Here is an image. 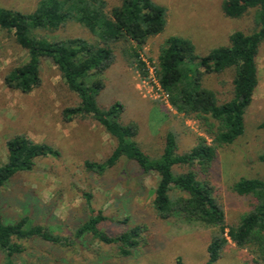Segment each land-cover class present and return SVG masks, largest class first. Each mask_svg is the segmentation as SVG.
Returning <instances> with one entry per match:
<instances>
[{
  "label": "trees",
  "instance_id": "obj_1",
  "mask_svg": "<svg viewBox=\"0 0 264 264\" xmlns=\"http://www.w3.org/2000/svg\"><path fill=\"white\" fill-rule=\"evenodd\" d=\"M118 2L109 9L106 0H40L32 13L0 7V31L13 35L27 53V60L5 76L6 85L24 94L33 92L43 82L42 60H51L69 91L79 98L78 105L63 110V121L91 118L116 142L105 160L84 161L87 173L103 176L121 160L134 164L144 176L157 179L152 200L157 218L213 230L204 264L217 263L231 243L247 250L256 264H264V180L242 179L233 185V192L250 202L249 212L233 225L227 222L224 205L209 178L218 150L232 145L245 131V114L259 84L257 56L264 44V0H224L222 10L227 18L251 16V24L247 32L232 33L229 45L206 56L198 55L189 39L173 36L165 40L155 64L156 78L172 109L198 122L204 136H199L190 151L178 154L176 136L169 132L157 158L146 154L138 143L139 126L122 122L126 105L117 101L100 106L98 99L107 87L104 75L116 63L119 49L139 74L148 76L143 51L151 38L164 31L166 9L153 0ZM69 23L80 24L91 33L92 40L41 34L51 35ZM227 70L234 72L233 97L220 104L216 92L204 86V78ZM6 150L7 160L0 166V190L16 175L32 171L39 159L60 155L49 144L37 143L26 134L7 140ZM176 167H187L188 171L178 174ZM85 197L90 215L70 236L56 234L30 216L6 222L0 212L2 264H15V258L25 252L20 242L32 239L71 247L76 240L93 236L116 245L124 258L149 246L144 224L115 236L104 232L100 225L108 218L92 208L91 194ZM175 264H182L181 257Z\"/></svg>",
  "mask_w": 264,
  "mask_h": 264
},
{
  "label": "rangeland",
  "instance_id": "obj_2",
  "mask_svg": "<svg viewBox=\"0 0 264 264\" xmlns=\"http://www.w3.org/2000/svg\"><path fill=\"white\" fill-rule=\"evenodd\" d=\"M40 0H0V7L32 13ZM108 8L118 0H106ZM165 7L167 24L164 31L149 40L144 58L156 64L166 39L178 36L189 39L196 53L206 56L212 50L229 45L230 35L249 30L251 16L227 18L222 10L224 0H153ZM48 37L92 40L80 24L69 23ZM104 75L106 89L100 106L117 101L126 105L122 122L139 126L137 141L143 151L159 157L167 133L177 140V153L190 151L204 136L198 122L178 115L159 96L149 77H143L122 56ZM27 53L13 35L0 31V166L7 160L6 142L17 134H26L37 143H46L59 151L58 157L39 159L30 172L16 175L0 190V212L6 222L30 216L35 223L49 227L56 234L70 236L89 217L86 194L91 205L108 218L100 228L111 236L136 224L148 227L145 238L149 246L135 251L129 258L118 254L116 245L105 244L93 236L76 240L71 247H61L41 239L22 241L25 252L15 264H204L213 230L200 226L164 221L155 216L152 200L157 184L155 176H144L140 169L126 160L105 175L87 173L85 160L103 161L116 146L115 140L93 119L63 121L62 112L78 105L79 98L69 91L56 66L49 59L41 63L42 85L29 94L10 89L5 83L7 73L23 64ZM259 84L253 102L245 114V131L232 145L218 150L210 170L216 194L220 197L227 222L236 224L250 210V202L237 196L232 187L242 179L264 180V44L257 56ZM234 72L206 75L204 86L215 91L219 103L233 97ZM187 167L175 168L185 173ZM3 256L0 253V264ZM256 264L247 250L233 243L215 264Z\"/></svg>",
  "mask_w": 264,
  "mask_h": 264
},
{
  "label": "built area",
  "instance_id": "obj_3",
  "mask_svg": "<svg viewBox=\"0 0 264 264\" xmlns=\"http://www.w3.org/2000/svg\"><path fill=\"white\" fill-rule=\"evenodd\" d=\"M142 57H143L144 62L146 63V67H147V70H148V76L147 77H149L150 80L154 83V85L156 87V90L159 92V96L160 97L162 96L164 98V100L166 101V103L170 106V104L168 103V100H167V96L162 91V89H161V87L159 85V82H158V80L156 78V65L148 62L144 58V55Z\"/></svg>",
  "mask_w": 264,
  "mask_h": 264
}]
</instances>
